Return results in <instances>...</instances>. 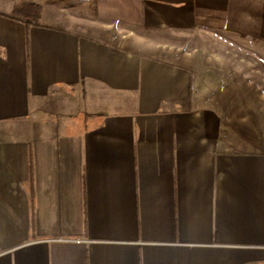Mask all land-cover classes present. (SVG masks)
Returning a JSON list of instances; mask_svg holds the SVG:
<instances>
[{
	"label": "crops",
	"instance_id": "1",
	"mask_svg": "<svg viewBox=\"0 0 264 264\" xmlns=\"http://www.w3.org/2000/svg\"><path fill=\"white\" fill-rule=\"evenodd\" d=\"M9 2L0 264H264V139L195 83L211 34L264 57V0Z\"/></svg>",
	"mask_w": 264,
	"mask_h": 264
},
{
	"label": "rangeland",
	"instance_id": "2",
	"mask_svg": "<svg viewBox=\"0 0 264 264\" xmlns=\"http://www.w3.org/2000/svg\"><path fill=\"white\" fill-rule=\"evenodd\" d=\"M9 0H0V11L7 10ZM10 10V9H8ZM11 13V12H10ZM223 40V39H222ZM218 34L208 36L207 47L200 48V61L211 59V64L199 65L195 72V83L202 86L201 97H211L216 110L227 117L242 118L236 124L239 134L248 137L264 139V57L252 53L249 49H242L233 41H222ZM225 43V44H224ZM227 47L226 57H232L228 65L221 63V47ZM224 49V48H223ZM237 56V57H236ZM237 58V62H234ZM256 61L259 65L249 66V62ZM252 62V63H253ZM218 63V64H216ZM244 63V64H243ZM206 69V71H202ZM203 80V82H202ZM225 109H227L225 111ZM41 117V114H39Z\"/></svg>",
	"mask_w": 264,
	"mask_h": 264
},
{
	"label": "trees",
	"instance_id": "3",
	"mask_svg": "<svg viewBox=\"0 0 264 264\" xmlns=\"http://www.w3.org/2000/svg\"><path fill=\"white\" fill-rule=\"evenodd\" d=\"M42 8L34 2L20 1L16 3L8 17L23 22L25 26H38Z\"/></svg>",
	"mask_w": 264,
	"mask_h": 264
}]
</instances>
